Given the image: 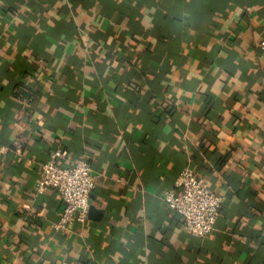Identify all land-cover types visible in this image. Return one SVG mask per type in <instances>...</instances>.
I'll return each instance as SVG.
<instances>
[{
  "label": "crops",
  "instance_id": "1",
  "mask_svg": "<svg viewBox=\"0 0 264 264\" xmlns=\"http://www.w3.org/2000/svg\"><path fill=\"white\" fill-rule=\"evenodd\" d=\"M263 41L264 0H0V264H264ZM58 150L96 178L69 231ZM187 168L203 239L163 201Z\"/></svg>",
  "mask_w": 264,
  "mask_h": 264
},
{
  "label": "built area",
  "instance_id": "2",
  "mask_svg": "<svg viewBox=\"0 0 264 264\" xmlns=\"http://www.w3.org/2000/svg\"><path fill=\"white\" fill-rule=\"evenodd\" d=\"M260 48L264 52V41ZM20 147V144H16ZM68 156L61 150L51 153L43 164L37 191L54 190L63 203L58 230L69 231L74 224L88 221L91 195L96 189V178L89 162L82 160L67 164ZM163 201L170 211L183 218L188 234L203 239L215 231L223 204L222 197L213 192L203 178L185 169L173 187L163 194Z\"/></svg>",
  "mask_w": 264,
  "mask_h": 264
},
{
  "label": "water",
  "instance_id": "3",
  "mask_svg": "<svg viewBox=\"0 0 264 264\" xmlns=\"http://www.w3.org/2000/svg\"><path fill=\"white\" fill-rule=\"evenodd\" d=\"M91 213H92V210H91Z\"/></svg>",
  "mask_w": 264,
  "mask_h": 264
}]
</instances>
